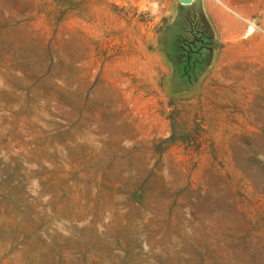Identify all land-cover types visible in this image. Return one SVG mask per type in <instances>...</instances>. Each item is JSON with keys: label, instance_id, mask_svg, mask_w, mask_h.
<instances>
[{"label": "rangeland", "instance_id": "374dc122", "mask_svg": "<svg viewBox=\"0 0 264 264\" xmlns=\"http://www.w3.org/2000/svg\"><path fill=\"white\" fill-rule=\"evenodd\" d=\"M0 264H264V0H0Z\"/></svg>", "mask_w": 264, "mask_h": 264}, {"label": "water", "instance_id": "95a60500", "mask_svg": "<svg viewBox=\"0 0 264 264\" xmlns=\"http://www.w3.org/2000/svg\"><path fill=\"white\" fill-rule=\"evenodd\" d=\"M195 1H200V0H180V2L184 5H191L193 4Z\"/></svg>", "mask_w": 264, "mask_h": 264}]
</instances>
